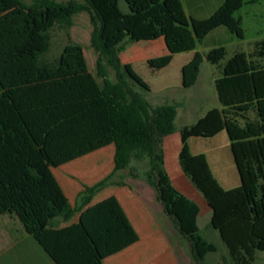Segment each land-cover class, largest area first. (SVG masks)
<instances>
[{
  "label": "trees",
  "instance_id": "1",
  "mask_svg": "<svg viewBox=\"0 0 264 264\" xmlns=\"http://www.w3.org/2000/svg\"><path fill=\"white\" fill-rule=\"evenodd\" d=\"M124 2L128 13L120 10L118 0H32L29 6L20 2L18 8L32 11L37 19L46 10L53 13L52 24L42 32V51L32 65L28 54L11 52L7 40L11 35L20 37L12 28L18 15L8 20L11 32L4 34L8 38L0 52L1 77L12 81L0 87V215L14 212L55 264H102L133 245L138 235L114 197L83 211L77 224L48 228L54 219L68 221L80 211L69 208L51 168L113 145V171L84 188L79 194L83 206L103 188L123 185L113 177L128 171V177L140 178L154 190L172 228L188 243L193 262L206 264V257L217 248L200 232V208L172 186L164 168L163 142L175 132L178 106H152L145 98L151 93L149 85L122 62L120 54L128 44L163 39L167 54L147 60L149 67L160 70L174 55L195 51L196 44L219 27L243 39L241 20L234 17L243 1L224 0L210 17L190 22L181 0ZM79 13H86L92 26L95 76L80 68L62 74L66 69L60 63L39 60L49 50L51 26L67 30ZM225 55L223 47L205 55L195 52L182 67L184 89L194 86L204 61L221 69L214 80L220 108L179 130L177 162L209 208L210 226L228 263L254 264L256 254L264 253V41L252 54L236 53L220 65ZM223 131L240 181L229 190L215 180L206 157L193 155L188 145L191 138H213ZM144 161L148 168L140 174L132 164Z\"/></svg>",
  "mask_w": 264,
  "mask_h": 264
},
{
  "label": "rangeland",
  "instance_id": "2",
  "mask_svg": "<svg viewBox=\"0 0 264 264\" xmlns=\"http://www.w3.org/2000/svg\"><path fill=\"white\" fill-rule=\"evenodd\" d=\"M56 1L59 3H65L69 0ZM76 1L81 2V0ZM242 1L243 6L239 11L235 12L234 17L241 20L243 39L236 38L225 27H219L211 31L201 42L196 44V52L205 55L215 48L223 47L226 50V55L220 65H224L236 53H245L246 55L252 54L255 50L256 44L264 41V0ZM0 2L3 4V11L5 13V36L11 32V24H9L8 20H10L12 15H18V20H14L12 28L17 30L20 35L19 47L21 55L28 54L31 58L32 65L36 53L42 51V32L46 26L52 24L53 13L50 10H46L41 18L37 19L34 17L32 11L20 10L18 8L20 2L29 6L32 3V0H0ZM222 2L223 0H201L200 3L197 4L195 0L192 2L182 0L184 11L189 22L191 18L206 19L210 17L220 7ZM118 3L120 10L125 12L126 6L124 0H118ZM91 31L92 26L86 13L74 15L72 18V24L67 30L51 26L49 29L50 47L47 52L40 55V62L46 64L60 63V67L62 66L66 69V71L61 72L62 74H71L74 73L77 68H80L79 71L91 72L95 76L97 55L90 46ZM26 40L28 41L27 44L24 42ZM161 41L158 39L156 41H141L128 44L125 46V49L120 56L123 59L127 57L129 58V51L131 50H134L131 55L135 56L139 52V47H145L147 54L150 57H157L159 54L166 52V48H164ZM186 55H188V53L174 55V61L168 69H174V66L177 65L181 59L187 57ZM133 68L135 72L152 87L154 86L153 83L156 81L155 75L164 73L167 70V67L160 70L152 69L144 63H135ZM220 70L221 69L218 67L212 66L204 61L201 65L200 73L194 86L184 90L180 87L168 88L162 91L153 90L147 95L144 94L145 98L152 106H158L164 103H172L178 106V116L175 119L174 133L178 134L182 127L194 124L208 110L212 108H220L217 93L213 85V79L219 77ZM45 74L46 73H44V76ZM109 76L114 80L113 72L110 70ZM97 80L100 82V79ZM187 103L188 106L183 113L182 108ZM188 111L189 114L186 116ZM188 145L190 146L193 155L202 154L206 157L210 170L221 188L229 190L239 185V176L234 165L229 140L224 131L213 138H191L190 141H188ZM132 165L140 174L148 168V163L146 161L141 163L133 162ZM175 166L177 171L182 173L178 166L177 158ZM164 168L170 176L169 178L172 186L189 198L186 193L180 189L176 177L177 175L175 173L172 175L169 163L168 166ZM127 174L128 171L119 172L113 177V180L117 182L129 181ZM131 179V187L136 190H140L145 185L140 178ZM195 193L199 196L198 201H195L200 208L198 227L201 234L217 248L216 253L209 254L206 257L205 263L229 264L225 250L221 245L217 234L210 226L209 208L206 206L200 195L196 191ZM157 220H159L166 235L172 242L179 264H195L191 259L188 243L176 234L166 216L164 214H158ZM2 223L3 222H0V225ZM254 264H264V253L258 252L256 254Z\"/></svg>",
  "mask_w": 264,
  "mask_h": 264
},
{
  "label": "crops",
  "instance_id": "3",
  "mask_svg": "<svg viewBox=\"0 0 264 264\" xmlns=\"http://www.w3.org/2000/svg\"><path fill=\"white\" fill-rule=\"evenodd\" d=\"M189 1L192 2L193 0ZM195 1L199 4L201 0ZM123 13H128L127 6L126 11ZM4 19L3 4L0 2V52L3 50L2 44L5 38H8L4 36ZM10 38L7 41L11 42V52H14L15 49V55H19V37L11 35ZM161 42L164 48H166L164 41ZM138 51L135 56L131 55L134 50L129 51V58L123 59L120 56L122 62L130 64L132 68L135 63L148 65L147 60L153 57L147 54L145 47H139ZM195 52H189L186 55L187 57L181 59L174 66V69H168L174 61L173 56L170 64L167 66V70L164 73L155 75L156 81L153 83L154 86L152 87L147 83L151 91H162L168 88L179 87L182 89V67L194 58ZM165 54H167V49L166 52L159 54L157 57ZM2 67H4V63L2 55H0V87L5 88V84H9L12 81L1 77L3 73ZM215 79H213V85ZM187 106L188 103L183 106V113L186 111ZM188 114L189 111L186 113V116ZM177 116L178 114L176 118ZM174 133L166 137L163 142L164 167H167L169 163L172 175L174 173L177 175L180 189L186 193L190 200L195 202L198 201L199 196L195 193L189 182L186 181L187 179L181 175L182 173L177 171L175 166L180 150V136L179 132L178 134ZM114 152V146L108 145L57 168H51V173L66 197L69 208L71 210L80 208V211L75 212L68 221H64L60 217L54 219L50 222L48 228L62 229L77 224L83 211L110 197H114L138 235V241L121 252L107 257L103 260L102 264H179L175 248L166 235L163 226L157 220L158 214H164L162 206L157 202L154 190L144 181L145 185L140 190L131 187V177H129V181H124L123 185H109L94 194L89 203L83 206V202L79 199V194L85 187L94 186L113 171ZM199 218H197V224ZM0 222H3L0 225V264H55L32 237L28 235L14 212L6 211L2 213L0 215Z\"/></svg>",
  "mask_w": 264,
  "mask_h": 264
}]
</instances>
